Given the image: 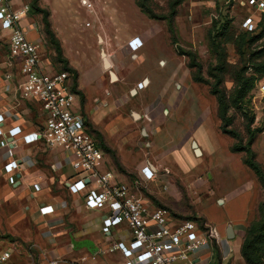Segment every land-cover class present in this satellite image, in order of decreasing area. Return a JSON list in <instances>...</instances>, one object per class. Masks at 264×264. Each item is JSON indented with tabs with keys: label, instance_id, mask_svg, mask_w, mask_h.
Segmentation results:
<instances>
[{
	"label": "rangeland",
	"instance_id": "obj_1",
	"mask_svg": "<svg viewBox=\"0 0 264 264\" xmlns=\"http://www.w3.org/2000/svg\"><path fill=\"white\" fill-rule=\"evenodd\" d=\"M139 1L155 16L141 8ZM42 2L38 4L50 10L54 30L69 60H79L81 53L87 51L90 55L95 53L102 61V57L98 56L99 49H105L108 53L112 50L109 45L113 44V48L121 47L122 51L127 49L131 53V59L144 58L146 64L150 63L155 67L162 63L166 68L177 72L176 81L182 85L180 92L186 98L185 113L190 111L192 131L195 132L198 128L200 135L193 133L181 143L179 140L171 141L170 134L143 132V129L136 127L140 110L128 108L129 102L137 96H131L127 87L119 85L120 92L114 95L118 105L110 110L109 98L102 100L92 110L91 116L89 115V127L103 146L110 150H107L110 155L115 153L120 163L118 166L114 160L116 169L128 179L134 181L139 178L140 168L147 161L155 166L157 177L142 180L140 184V192L148 201L168 207L179 217H195L217 225L221 241L215 245L216 253L212 257L215 264L217 261H220V264H245L240 252L241 233L251 220L241 224L229 221L219 224L218 220L229 217L233 210L242 211L245 201L250 208V217H258V206L264 201V188L258 175L246 164L245 151L233 149L239 138L222 130L216 96L210 91L209 84L206 81H195L193 73L201 74L205 79L214 82L216 78L208 74V68L216 72L217 67L224 66L226 72L221 87L227 91L233 89L237 71L246 70L247 73L257 76L255 86L248 94V100L255 114L253 126L257 129L252 147L257 160L264 168V74L256 73L253 69L255 61L264 59V18L260 23L244 25L247 15L253 12L244 0ZM33 13H30V22H36L39 34L44 40L47 39L41 55L53 62L54 66L63 68L64 63L58 60L55 44L51 42L43 23V13L37 9ZM260 17L261 15L257 14V21ZM226 21H229L228 28L222 30ZM211 30L212 34L216 35L217 42L225 48V62L218 61L219 56L211 47ZM33 32L31 30L30 35L36 36ZM99 34L105 35L107 43L99 44ZM243 34L246 38L239 49V36ZM191 59H195L196 63L193 68L189 66ZM130 62L131 60H124L118 66ZM118 66L103 74L108 78L112 71L119 69ZM109 82L108 89L118 90V83ZM140 82L134 87L139 89ZM92 90L91 87L88 92L91 94ZM178 90L177 88L176 91ZM105 96L104 94L103 99ZM83 98L81 93V99ZM124 102L126 103L123 105ZM182 106L183 103L178 110ZM121 114L125 115L126 119L116 124ZM229 114L234 118L232 127L241 133L243 141L246 142L248 135L240 114L234 109L230 110ZM113 118L115 120H112ZM194 141L201 150L200 154L196 152ZM109 165H113L112 161L108 167ZM62 194V205L73 208L82 205L81 198ZM97 220L96 218L95 221ZM66 221H70V218ZM230 226L233 235H229Z\"/></svg>",
	"mask_w": 264,
	"mask_h": 264
},
{
	"label": "crops",
	"instance_id": "obj_2",
	"mask_svg": "<svg viewBox=\"0 0 264 264\" xmlns=\"http://www.w3.org/2000/svg\"><path fill=\"white\" fill-rule=\"evenodd\" d=\"M41 4L45 6L43 2ZM47 10L51 28L55 32L51 12ZM33 12L34 10L31 9L30 13L34 14ZM30 20L29 15L26 24L32 26L36 23ZM33 33H36V36H30L41 39L45 46L47 39L44 40L40 32L34 31ZM55 35L61 44L56 32ZM6 36V33L1 34L0 32V112L5 116L2 126L7 131L12 126L20 125L24 132H31L44 122V115L38 103L22 100L17 93L19 65H10L5 62ZM100 37L103 42L107 43L105 35L99 34L98 38ZM113 46V44L109 45L112 50H108V53L105 49H99L100 55L98 56L100 57L102 50L106 52L111 65L107 68L95 53L90 55L87 51L81 53L82 57L79 60H69L61 44L63 55L77 73V89L75 90L77 96L74 108L86 117L88 125L90 113L96 105L102 102L98 101L100 95H106L103 100L109 98L110 110L118 105L114 95L119 94V85V87H127L130 92H137L136 99L129 102L128 108L140 110L136 127L143 129V132L170 134L171 141L179 140L181 143L193 133L200 135L201 131H198V128H195V132L192 131L190 111L185 113L187 112L185 95L182 96L180 87L176 91L177 72L171 71L160 62V65L155 67L153 64H146L144 58L131 59L132 57L129 56L131 53L126 48V51H122L121 47L113 48ZM124 60H131V62L124 63L121 67L118 66ZM41 62L43 69L49 73L63 69L54 66L53 62L42 55ZM116 66L119 69H116L114 73L120 80L113 83H118V90H110L107 87L113 77L110 73L107 78L103 72ZM10 71L17 72V77L11 81L6 80L4 76ZM145 79H147L145 87L139 89L134 87L139 81ZM91 87L93 90L90 94L88 90ZM81 93L84 95L83 99H81ZM181 103L184 106L178 110ZM114 118H116L115 115ZM114 118L112 120H115ZM119 118L116 124L124 122L126 116L121 114ZM130 127L135 128V126ZM99 144L105 151L103 167L112 169L118 179L129 181L130 179L124 173L116 169L113 156L100 141ZM63 157L64 152L60 147L50 148L41 141L26 144L19 140L17 145L0 144V250L7 248L12 251L8 264H48L50 262H55V264H120L124 260L123 255L119 251H108L107 248L114 239L122 237L123 229L116 228L111 237L102 232L101 222L104 211L87 207L84 194H73L69 191L66 181L71 174V167ZM13 158L24 161L22 166L16 170L17 181L11 184L4 165ZM111 161L113 165L108 167ZM146 164L153 165L147 161L142 166ZM62 193L81 198L82 205L76 208L62 205ZM223 201H226L225 198ZM69 218L70 221H66ZM96 218L97 221H95ZM250 220H252L250 208L245 201L242 211L233 210L229 217L219 219L218 223L229 221L241 224ZM245 228L242 230L240 243H242Z\"/></svg>",
	"mask_w": 264,
	"mask_h": 264
},
{
	"label": "built area",
	"instance_id": "obj_3",
	"mask_svg": "<svg viewBox=\"0 0 264 264\" xmlns=\"http://www.w3.org/2000/svg\"><path fill=\"white\" fill-rule=\"evenodd\" d=\"M244 2L253 9L244 25L256 24L257 14L264 13V0ZM31 9L27 0H0V32L7 35L5 62L19 65L17 93L22 100L39 104L44 122L31 132H24L20 125L5 131L2 126L5 116L0 112V144L17 145L21 140L26 144L41 141L50 148L60 147L71 167L66 181L69 190L84 194L87 207L104 211L101 222L104 234L111 237L116 228L123 229L122 237L114 239L107 248L123 255L120 264H215L212 260L215 245L221 241L217 225L179 217L168 207L148 201L140 192L142 180L158 175L153 165L142 166L141 175L134 181L120 180L112 169L103 167L105 151L86 117L74 108L77 93L72 74L64 69L54 73L43 69V41L30 36V31L39 32V27L36 23L26 24ZM4 76L11 81L17 72L10 71ZM143 83L140 82L139 88ZM23 161L13 158L5 163L11 184L17 181L16 170ZM11 254L10 249H1L0 264H8Z\"/></svg>",
	"mask_w": 264,
	"mask_h": 264
},
{
	"label": "trees",
	"instance_id": "obj_4",
	"mask_svg": "<svg viewBox=\"0 0 264 264\" xmlns=\"http://www.w3.org/2000/svg\"><path fill=\"white\" fill-rule=\"evenodd\" d=\"M39 0H31V5L33 10H38L43 13V23H45V28L47 33L50 36L51 42L55 44L56 54L58 60L64 63V70L70 71L73 78V88L74 90L77 89L76 87V78L77 73L76 70L70 66L68 59L64 57L61 44L57 39L55 32L51 28V23L49 20V11L47 9L42 8L38 4ZM139 5L141 8L145 9L146 11L150 12L151 16H155L152 14L150 10H148L144 4L139 1ZM36 9H35V8ZM264 18V13H262L259 20L256 22L260 23ZM229 21H226L223 24L222 30H227ZM264 32V27L262 29ZM246 35L239 36V43L238 48L241 49ZM209 40L211 47L214 50V53L219 56L217 59L218 61L225 62V48L221 46L217 42L216 35L212 34V30L209 31ZM228 42V41H226ZM254 71L256 73H263L264 74V59L262 61H255L253 63ZM189 66L191 68L196 66L195 59H191ZM199 68L201 64H198ZM218 71H213L212 68H208V74L211 77L216 78L214 82H211L205 79L201 74L193 73V79L195 81H206L210 86V91L215 94L217 106H218V115L221 120V128L224 132L232 134L234 137L239 138V142L233 145L234 150L245 151L246 153V164L254 170V172L258 175L259 180L261 182L262 187L264 188V168L262 164L257 160L255 151L252 147V144L255 140L257 129L253 126L255 121V114L253 109L250 106L248 100V94L250 90L255 86L257 76L253 74L247 73L246 70L237 71L234 75V87L232 90L227 91L221 87V83L224 80L225 69L224 66L217 67ZM199 75V76H198ZM234 109L240 114V117L243 119L245 130L247 132L248 138L247 141H243V137L241 133L232 127L234 123V118L232 115L229 114V111ZM107 150H109L107 148ZM110 151V150H109ZM113 158L118 166L120 163L118 161L117 156L114 152H112ZM259 215L258 217L253 218L249 224L245 228V233L243 236L240 252L244 259L245 264H264V201L260 202L259 206ZM185 218H192L200 221L203 223L202 220H199L195 217H185ZM217 255V254H216ZM220 262V261H219ZM217 261V264H220Z\"/></svg>",
	"mask_w": 264,
	"mask_h": 264
},
{
	"label": "water",
	"instance_id": "obj_5",
	"mask_svg": "<svg viewBox=\"0 0 264 264\" xmlns=\"http://www.w3.org/2000/svg\"><path fill=\"white\" fill-rule=\"evenodd\" d=\"M102 56L104 58L105 67L109 68L111 65H110L109 60L107 59L106 52L104 50H102ZM111 75H112V77L114 79L116 78V75H115V73L113 71L111 72ZM143 82L146 83L147 82V79H145ZM193 145H194V147H196L197 154H200L201 153V150H200L199 147H197L196 141L193 142ZM229 235H233V230H232V227L231 226L229 227Z\"/></svg>",
	"mask_w": 264,
	"mask_h": 264
},
{
	"label": "flooded vegetation",
	"instance_id": "obj_6",
	"mask_svg": "<svg viewBox=\"0 0 264 264\" xmlns=\"http://www.w3.org/2000/svg\"><path fill=\"white\" fill-rule=\"evenodd\" d=\"M99 41H100L99 43H103L101 37H100ZM101 57H102V61H103V63H104V58H103V56H102V51H101ZM175 74H176V73H175ZM118 80H120V78H117V77H116L115 79H114V78L111 79V81H113V82L118 81ZM141 82H143V81H141ZM143 85H144L143 87H145V86L147 85V83H143ZM181 86H182L181 84H178V83L176 84V87H177V88H178V87L181 88ZM143 87H142V88H143ZM129 94H130L131 96H135V95L137 94V92H133V91L130 92V91H129ZM102 100H103V96H102V97L99 96V97H98V101H102ZM125 103H126V102H124V103H122V104L124 105Z\"/></svg>",
	"mask_w": 264,
	"mask_h": 264
}]
</instances>
